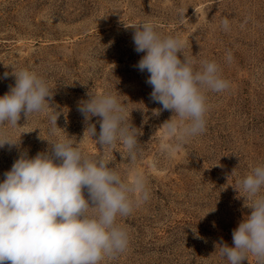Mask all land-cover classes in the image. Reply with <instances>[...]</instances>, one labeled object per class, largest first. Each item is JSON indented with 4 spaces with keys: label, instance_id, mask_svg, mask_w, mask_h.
Here are the masks:
<instances>
[{
    "label": "rangeland",
    "instance_id": "374dc122",
    "mask_svg": "<svg viewBox=\"0 0 264 264\" xmlns=\"http://www.w3.org/2000/svg\"><path fill=\"white\" fill-rule=\"evenodd\" d=\"M146 20L180 38L190 59L217 62L230 82L207 94L206 132L170 155L162 146L173 141L162 126L174 113H157L162 105L150 98V74L136 67L146 53L135 51V29L125 27ZM21 69L44 78L53 95L45 112L0 126L19 142L0 148V182L22 152L34 157L50 152V142L73 138L122 177L140 172L148 181L149 200L116 220L129 234L127 250L101 264H229L219 246L234 247L233 229L251 214L239 181L264 165V0H0V97ZM104 92L117 95L140 133L134 164L120 144L102 149L86 131L94 124L98 134L101 118L86 124L77 110Z\"/></svg>",
    "mask_w": 264,
    "mask_h": 264
},
{
    "label": "clouds",
    "instance_id": "9594fccd",
    "mask_svg": "<svg viewBox=\"0 0 264 264\" xmlns=\"http://www.w3.org/2000/svg\"><path fill=\"white\" fill-rule=\"evenodd\" d=\"M125 27L135 29V51L146 53L136 67L150 74L146 80L152 87L150 98L162 105L157 113H174L162 126L173 141L162 146L170 155L206 132L207 94L228 90L230 82L217 62H197L184 55L183 41L162 35L154 21ZM222 27L229 30L227 18ZM227 59L231 61V53ZM12 75L15 85L0 97V126L16 127L21 114L27 120L50 108L53 93L44 78L28 69L13 70ZM77 110L86 124L92 117L101 118L98 134L94 124L86 131L102 149L116 150L120 144L135 163L140 133L128 122L126 106L117 95L92 94ZM58 116L55 111L49 114L53 134ZM18 143L0 131V148ZM50 145V152L34 157L22 152L0 182V264H101L105 258L115 259L130 243L117 217L129 216L149 200L147 178L140 172L131 179L122 177L102 156H87L73 138ZM239 184L251 201L246 204L251 214L233 229L234 247L221 243L219 252L229 264H242L249 255L256 264H264V165L254 167Z\"/></svg>",
    "mask_w": 264,
    "mask_h": 264
}]
</instances>
